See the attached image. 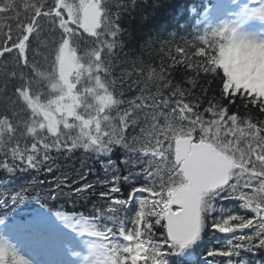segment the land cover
<instances>
[{"label":"snow or ice","instance_id":"snow-or-ice-1","mask_svg":"<svg viewBox=\"0 0 264 264\" xmlns=\"http://www.w3.org/2000/svg\"><path fill=\"white\" fill-rule=\"evenodd\" d=\"M0 264H264V0L0 19Z\"/></svg>","mask_w":264,"mask_h":264},{"label":"trees","instance_id":"trees-1","mask_svg":"<svg viewBox=\"0 0 264 264\" xmlns=\"http://www.w3.org/2000/svg\"><path fill=\"white\" fill-rule=\"evenodd\" d=\"M22 6V0H14L13 7L8 10L7 13H0V19H3L5 15L15 17ZM78 166V165H77Z\"/></svg>","mask_w":264,"mask_h":264}]
</instances>
